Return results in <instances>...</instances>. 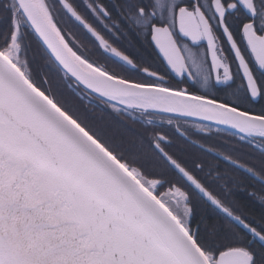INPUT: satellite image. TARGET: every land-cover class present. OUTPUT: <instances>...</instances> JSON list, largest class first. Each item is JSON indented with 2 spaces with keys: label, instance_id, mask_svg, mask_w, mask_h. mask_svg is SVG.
<instances>
[{
  "label": "snow or ice",
  "instance_id": "snow-or-ice-1",
  "mask_svg": "<svg viewBox=\"0 0 264 264\" xmlns=\"http://www.w3.org/2000/svg\"><path fill=\"white\" fill-rule=\"evenodd\" d=\"M0 264H264V0H0Z\"/></svg>",
  "mask_w": 264,
  "mask_h": 264
},
{
  "label": "trees",
  "instance_id": "trees-1",
  "mask_svg": "<svg viewBox=\"0 0 264 264\" xmlns=\"http://www.w3.org/2000/svg\"><path fill=\"white\" fill-rule=\"evenodd\" d=\"M106 2V1H105ZM107 3V2H106ZM69 27L72 28L73 32L75 35L84 41L85 45L89 47L93 52L96 51V49L93 47L94 42L91 40L90 37L84 33L79 26H74L72 24L69 25ZM259 105H257V108ZM171 135V133H170ZM195 141H197L199 144H203L205 148H211L212 150H216L217 146H224L228 147V142L233 140V137L229 134V132L226 131H221L219 133L213 131L210 134V138L206 140H201L197 137H193ZM176 146L181 148L185 153L188 155L185 156V158H188L189 156H196L199 157L200 159L204 160L207 165H209L212 169L215 168H220L222 170V174H226L229 176H237V177H242V173L239 171V169L233 168L230 164L220 160V159H215L211 155H208L205 152L199 151L198 148L192 146V145H186L180 140H176L175 137H173ZM244 151H247L246 149ZM246 184L250 185L252 189H255L257 191L260 190V184L256 181L253 180L252 178H248L246 181ZM245 203L249 204V207L252 211L258 212L259 211V206L258 204L254 202H250L247 197H242Z\"/></svg>",
  "mask_w": 264,
  "mask_h": 264
},
{
  "label": "flooded vegetation",
  "instance_id": "flooded-vegetation-1",
  "mask_svg": "<svg viewBox=\"0 0 264 264\" xmlns=\"http://www.w3.org/2000/svg\"><path fill=\"white\" fill-rule=\"evenodd\" d=\"M106 2H108V0H105ZM194 139V138H193ZM197 144H199L197 141H196ZM214 151V150H213ZM221 160V159H220ZM223 161V160H222Z\"/></svg>",
  "mask_w": 264,
  "mask_h": 264
},
{
  "label": "water",
  "instance_id": "water-1",
  "mask_svg": "<svg viewBox=\"0 0 264 264\" xmlns=\"http://www.w3.org/2000/svg\"><path fill=\"white\" fill-rule=\"evenodd\" d=\"M227 132V131H226ZM221 160H223V159H221ZM224 161V160H223ZM225 162V161H224ZM227 163V162H226Z\"/></svg>",
  "mask_w": 264,
  "mask_h": 264
}]
</instances>
